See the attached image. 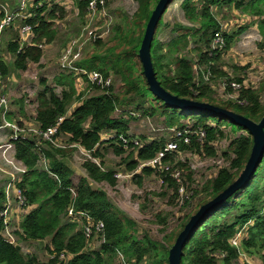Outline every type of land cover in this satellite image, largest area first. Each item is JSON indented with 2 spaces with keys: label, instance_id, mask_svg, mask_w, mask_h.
<instances>
[{
  "label": "trees",
  "instance_id": "trees-1",
  "mask_svg": "<svg viewBox=\"0 0 264 264\" xmlns=\"http://www.w3.org/2000/svg\"><path fill=\"white\" fill-rule=\"evenodd\" d=\"M134 1L137 4L136 11L130 19L121 18L120 24L113 25L111 39L97 40L90 44L100 49L108 40L105 44L109 45L105 46L104 52H87L77 63L79 68L97 71L103 77L111 76V73L112 78L119 81V86L113 87L112 79L111 85L104 89L90 87V92L84 97L85 92H77L73 74H60L55 77L54 84L60 88V95H56L54 88L42 81L44 87L37 94L35 123L40 130H44L56 125L62 118L56 137L67 138L69 145L80 146L96 160L101 158L100 149L105 144L113 150L115 156H122L129 150V154L123 159L125 171L134 172L132 177L136 184L141 185L142 176L154 175L174 196H178L179 188L185 185L184 178L190 180L191 177L190 167L177 160L179 153L212 158L216 155L214 144L225 138V127H230L233 133L243 131L244 134L231 139L226 150L222 152L221 156L225 157L228 166L220 168L216 176L203 186L205 199L200 207L237 179L249 157L252 138L245 129L218 115L201 111H180L165 106L149 91L138 58V50L145 26L159 0ZM87 2L88 0L76 1L77 15L82 20L81 26ZM18 4L11 8V11H15ZM42 5L36 9L29 8V17L16 18L2 32L10 33L9 36L6 34L8 39L5 51L12 58L9 65L17 71H25L30 63H39L42 51L38 46L53 41L56 35L54 22L64 16L63 9L58 5L50 8ZM179 7L189 26L176 24L173 29L175 37L165 44L157 40L156 26L151 43L152 67L160 86L178 98L208 103L258 122L264 115V103L261 102L264 85L259 89L242 87L237 91L236 98L227 99L223 103H215L212 99V80L226 78V92L232 94L229 86L232 81L227 78L226 73L219 71L217 64L220 51H228L238 35L243 32V26L235 25L238 30L222 33L224 46L212 49L213 35L222 26L215 20L212 8L231 7L253 16L255 20L258 19L257 29L264 40V0H181ZM4 16L5 13L1 12L0 20ZM25 25L31 27L33 38L30 46L20 47L19 30ZM190 40L195 45L192 51L196 53L197 62L180 56V52L187 51ZM0 73L3 80L8 75L7 62L2 57ZM207 79L208 81H205ZM234 82L242 84L243 81L235 78ZM87 89L88 87L84 90ZM115 89L119 91L116 92ZM22 102V97L16 101L20 104V109ZM76 102L78 106L70 116H66L69 107ZM146 103L149 107H145ZM119 110H123L121 115L114 117ZM133 114L161 117L169 129L179 130L189 126L191 131L202 129L205 132L201 143L197 141L196 136H192L189 145L178 143L177 152L163 160L172 166V173H180L179 183L171 178L169 173H154V170L148 167L142 168L140 174H135L139 173L135 172L138 165L152 159L166 141L163 138L148 141L142 138V142L132 140L127 134L129 118ZM8 119L12 120L10 115ZM18 125L24 126L20 122ZM106 133H111L112 138L103 140L101 136ZM120 136L129 141L127 150H124L123 144L118 140ZM133 141L138 142L140 146H135ZM46 148L42 149L41 153H36L33 137L15 142V158L26 169L17 188L25 204L32 207L22 217L19 224L21 233H18V237L25 242H42L48 239V259L43 261L35 256H23L19 246L8 243L2 237L0 220V264H57L61 253L70 256H67L66 264H120L119 254L128 264H168L169 248L197 210L187 216L171 238L163 237L160 242L152 241L147 236L138 239L134 221L118 210L104 191L93 189L91 186L94 182L114 187L117 183L114 178L116 172L104 170L102 163L96 164L85 159L81 167L86 177L79 178L78 182L73 184V172L63 161L65 151L54 148L49 143ZM40 157L47 161V170L37 167ZM71 204L75 212H85L95 222L103 224V242L98 250L86 248V239L80 224L71 220L63 221ZM1 209L0 193V211ZM163 222L164 219L159 221ZM246 226V237L241 240L240 249L249 257H259L264 264V155L251 180L222 205L204 216L191 231L182 248L180 264H234L239 259V251L231 246L230 240ZM50 256L53 258H49Z\"/></svg>",
  "mask_w": 264,
  "mask_h": 264
},
{
  "label": "rangeland",
  "instance_id": "rangeland-1",
  "mask_svg": "<svg viewBox=\"0 0 264 264\" xmlns=\"http://www.w3.org/2000/svg\"><path fill=\"white\" fill-rule=\"evenodd\" d=\"M17 1L18 0H0V13H5L6 11L11 10V8H14ZM41 1L44 4V1ZM76 1L78 0H48V4H46L47 7L55 4L57 5L58 3L64 5L63 7L66 10L64 11L63 8V11L65 14L61 20H58L61 24L58 23V21L54 22L56 35L48 46L43 45V49L41 50L42 57L39 63L28 64L25 71H17L9 65V63L12 62V58L10 55H7L5 46L8 39L7 37L10 33H2L0 38V57L6 59L4 60L7 62L8 67V75L4 78L6 90H9V92L15 95L13 108L17 113L15 112L11 114L13 118L20 115V118H23L25 120L23 121L29 124V118L27 115L30 114L32 117L36 109L37 94L42 91L44 87L42 81H45V84L50 88H54V93L56 95H60V89L55 87L54 84L55 77L60 75L56 65L57 60L61 49L66 45L69 39L79 33L81 27L82 20L76 15ZM180 2L181 0H173L157 25L156 38L162 44L167 43L170 39L175 37L176 34L173 32V29L176 24L189 26L180 11ZM29 7H31V5ZM136 9L137 4L134 0H107V12L111 16L112 25L120 24L121 18L124 19L126 17L130 19ZM212 12L217 23L220 24V26H226L230 33L239 29H235V25H240V21L242 22V25L244 24V21L246 23L248 22L247 25L241 28L243 32L238 35L230 49L224 52L220 51V60L217 64L219 71L226 73L227 78L231 79L230 81L232 82H234L235 78H239L242 81H245L246 85L253 88L259 89L260 86L263 87V46L261 43L255 42L253 39L250 40V37L248 40H243L244 37L250 33L254 35L255 32L252 28L254 24L257 23L258 19L255 20L253 16L231 7H213ZM65 25L66 28L64 29L63 26ZM112 35V33H109V38L107 37L106 39H111ZM108 40L103 43L104 45L100 49L87 44L84 48V51L86 52L84 53L83 51V54L85 55L87 52L91 51L104 52L105 46L109 45L105 44ZM246 41V44H242ZM194 47L195 45L190 40L187 51L180 52V56L187 57V59L197 62L196 53H193L192 51ZM211 48L215 49L212 44ZM110 75L113 76L111 73ZM204 76L206 77V74H204ZM205 81H208V79ZM119 84V81L113 77V87L117 88ZM75 86L78 94L80 92H85L84 97H87L86 93H89L90 89L84 90L87 87L84 83H79ZM210 87L211 91H213L212 99L215 103H223L227 101V99H231L229 97L230 94L226 92V78L212 80L210 82ZM115 91L118 92L119 90L115 89ZM19 97H22V99L30 97L34 102L31 103L26 99L23 101L24 104L22 102V109H20V104L16 103ZM261 102L264 103V90L261 93ZM73 106L75 105L72 104L69 109L73 108ZM145 107H149V104L146 103ZM130 110L131 108L128 109V111ZM122 111L123 110L117 111L114 117L120 116ZM20 123L22 124V121ZM30 127L34 128V126ZM223 132L225 138L214 144L216 152L214 157H197L195 155H189L188 153L177 156V159L183 160L191 170L190 180L184 178L186 182L184 185V194L182 195L183 199L185 196H189V198L182 204L178 202L181 195H179V197L174 196L171 191L167 190L166 185L160 184L157 176H142L141 185H137L132 177L134 172L125 171L126 166L123 159L127 157L129 150H127L122 156H115L113 150L106 146V144L101 147L100 154L102 156L100 160L95 159L96 163H102V168L104 170L114 171L117 174L122 175L123 178L117 179V183L114 187H111L106 183L95 184L94 182H92V187L93 189L104 191L111 203L128 219L134 221L136 225V237L138 239L147 236L152 241L160 242L163 237L168 236V238H171L173 234L178 231L180 225L186 220L187 216L192 215L199 209V205L205 199L202 188L206 182L213 179L220 168L228 166V163L224 159L225 157L223 158L221 154L226 150L229 141L240 134H244L243 131L233 133L230 130V127H225ZM170 134L171 130L166 127L164 119L161 117H143L140 114H133L129 118V130L127 135L132 140H139L142 142V138H144V141L163 138L165 141H168ZM110 135L112 134L104 135L102 139L106 140L110 138ZM59 138L62 137H58L55 140L57 146L53 147H59L65 151L63 161L70 169H73L72 182L73 184H76L82 173L80 168L82 163L85 159L92 160L93 158L90 154L74 148L77 147L74 144L69 145L67 143V138L63 137V141ZM41 146L45 149L46 143L41 142ZM229 155L231 157V154ZM38 167L39 169L43 168L42 161H39ZM135 174H140V172ZM2 178L3 177H0V191L4 181ZM162 193H165V195H161ZM162 219H164V222L159 223ZM248 226L240 231L243 237H246ZM47 243L48 239H45L42 242H25L20 240L16 242L15 245L21 246L20 249L23 256H35L44 261L48 255L46 252ZM101 244L102 239L100 237H95L90 248L98 250ZM239 253V259H237L234 264H262V261L257 256L249 257L241 249ZM113 262L116 263V261Z\"/></svg>",
  "mask_w": 264,
  "mask_h": 264
},
{
  "label": "built area",
  "instance_id": "built-area-1",
  "mask_svg": "<svg viewBox=\"0 0 264 264\" xmlns=\"http://www.w3.org/2000/svg\"><path fill=\"white\" fill-rule=\"evenodd\" d=\"M42 4L43 3L41 0H19L18 8L8 14L6 13L4 18L0 20V35L2 34L3 30L8 27L16 18L22 19L29 17L30 14L27 12L29 8L36 9L41 7ZM30 5L31 7H29ZM76 13L78 14L77 11ZM112 26L111 16L107 12V0H88L86 13L84 15L83 24L79 33L69 39V41L60 51L56 64L59 74H73L75 77V85L84 83L88 89H90V87H99L101 89L109 87L112 83V76L103 77L97 71H86L79 68L77 63L83 56L85 46L87 44H92L97 40L104 41L109 36V33H111ZM236 26H242V22L240 21V25L237 24ZM252 30L255 32L254 35L250 33L246 35L243 40H248L250 37V40L253 39L255 42L261 43L263 46L262 49L264 50V40L258 32L256 24L253 26ZM225 31H228V29L223 25L220 27L217 33H214L212 41V46L214 48H222L224 46L222 33ZM32 38V29L29 25H25L20 28V47L23 45L30 46V41ZM246 43L247 41L242 44ZM38 48L41 49L42 45H39ZM229 86L232 90V94L229 95L230 98H236L237 91L242 87H251L246 85L245 81H243L242 84L231 82ZM4 90V80L0 73V174L3 177L2 179H4L2 184L3 203L2 209L0 211V220L2 223L1 234L8 243L15 245L16 242L20 241L18 233H21L19 224L22 220V217L25 216L32 208L25 204L24 198L17 188V184L20 182L21 176L26 172V169L23 164L15 158V142L23 139H29L30 137L35 138L36 153H41V150L43 149L41 142L46 144L49 143L52 146H57L55 140L57 139L56 136L58 134V126L62 121V118L58 120L56 125L47 127L44 130H40L38 127L32 128L29 127V125L20 127L18 123L6 119L10 102L8 95ZM190 129L191 127L189 126L185 129L179 130L177 128L170 129L171 134L169 135V140H166V143L152 159L140 163L136 169V172H139L142 168L148 167L153 169L154 173H169V176L179 183L181 177L180 173L178 171L172 173V166H170L168 163H164L163 160L171 157L173 153L177 152L178 143L181 142L183 145H189L191 143L192 136H196L197 141L200 143L203 141L205 132L202 129H198L197 131H191ZM111 136L112 135L109 137L112 138ZM118 140L123 144L124 150H127L129 141L121 136L118 138ZM132 143L135 146H140L136 141H133ZM188 154L193 155L190 153ZM179 155L181 154L179 153L178 156ZM177 160L184 162L181 159ZM39 161L43 162L44 169H42L47 170V161L42 157H40ZM92 161L96 163L95 159H92ZM114 178L117 180L119 178H123V176L116 173ZM159 182L160 184H163L162 181L159 180ZM183 194L184 186H181L178 190V197L181 195L180 199L178 200L180 204L184 203L185 200L189 198V196H185L183 199ZM64 220H71L74 223L80 224L86 239V248L91 247V243L95 237H100L102 239L101 234L104 228L103 224L101 222H95L85 212H75L72 204L68 207L67 212L64 215ZM243 238L244 237L242 236L241 232H238L230 240L231 246H233V248L237 249L239 252L241 248V240ZM19 247L21 248V246ZM67 256L70 257L65 253H61L58 256L57 264H66ZM118 257L120 264H128L125 262L121 254H119ZM49 258L52 259L53 257L50 256Z\"/></svg>",
  "mask_w": 264,
  "mask_h": 264
},
{
  "label": "water",
  "instance_id": "water-1",
  "mask_svg": "<svg viewBox=\"0 0 264 264\" xmlns=\"http://www.w3.org/2000/svg\"><path fill=\"white\" fill-rule=\"evenodd\" d=\"M172 1L173 0H159L157 2L145 26L144 35L138 50V58L141 62L143 76L149 91L165 106L180 111H201L218 115L220 118H224L234 123L236 126L245 129L252 138V147L249 157L237 179L213 199L199 207L197 212L193 214L184 225L183 229L176 237L174 244L169 248L168 264H180L182 248L189 238L191 231L210 211L222 205L238 190L242 189L244 185L251 180L256 169L260 165L264 155V115L258 122H254L232 111L208 103L178 98L177 96L171 95L160 86L153 71L150 48L156 26Z\"/></svg>",
  "mask_w": 264,
  "mask_h": 264
},
{
  "label": "crops",
  "instance_id": "crops-1",
  "mask_svg": "<svg viewBox=\"0 0 264 264\" xmlns=\"http://www.w3.org/2000/svg\"><path fill=\"white\" fill-rule=\"evenodd\" d=\"M19 1V0H18ZM18 1H17V4H18ZM44 1V4L46 5V4H48V0H43ZM56 5V4H55ZM58 6H60L62 9L64 8L63 6L64 5H62V4H60V3H58L57 4ZM56 5V6H57ZM43 6V5H42ZM53 6V5H52ZM48 8H50V7H48ZM66 9L64 8V11H65ZM10 12H12L11 10H9V11H6L5 12V15H6V13L8 14V13H10ZM64 14H65V12H64ZM76 15H77V13H76ZM63 18V17H62ZM62 18H60V19H58V20H61ZM58 20H55V21H58ZM58 23H60L61 24V22H59L58 21ZM245 25H247V23L244 21V24L242 25V26H245ZM255 25V24H254ZM223 26V25H222ZM63 28L65 29L66 28V25L65 26H63ZM2 35V34H1ZM1 35H0V38H1ZM45 45H47L48 46V44H44V46ZM45 48V47H44ZM43 49V45H42V48H41V50ZM1 56V55H0ZM5 59V58H4ZM6 60V59H5ZM4 86H5V88H6V85H5V79H4ZM56 87V86H55ZM59 88V87H58ZM60 89V88H59ZM9 94H7V93ZM5 93L8 95V97H9V102H10V107H9V110H8V113H7V116H6V119L7 120H9L8 119V116L10 115V117H11V119L12 120H9V121H13V122H16V123H18V122H21L22 121V123L24 124V126H28L29 125V127L30 126H34V128H36V125H35V115H36V109H35V111H34V113H33V115H32V117H31V115L30 114H28L27 115V117L29 118V124H27L26 122H24L25 120L23 119V118H20V115L19 116H17L16 118H13L12 116H11V114H13V113H17V111L13 108V100L15 99V95L13 94V93H11V92H9V90H5ZM19 98H21V97H19ZM26 99H28L29 100V102H31V103H33L34 101H33V99L32 98H26ZM26 99H23V101H25ZM23 104H24V102H23ZM74 105L75 106H73V108H70L69 110H68V112H67V114H66V116H70L71 115V113L73 112V110L78 106V103L76 102V103H74ZM25 107V106H24ZM19 112V111H18ZM24 120V121H23ZM110 133H106V134H103L101 137H103L104 135H109ZM58 138V137H57ZM61 141H63L62 140V138H59ZM52 146V145H51ZM75 146H77V147H74V148H76L77 150H82L83 152H86V153H88V154H90L89 152H87V151H85V150H83L80 146H78V145H75ZM53 147V146H52ZM70 148H72V147H70ZM47 149V148H46ZM100 160V159H99ZM67 165V164H66ZM68 166V165H67ZM37 167H38V164H37ZM39 168V167H38ZM81 168V170H82V173H81V175L79 176V178H81V177H86V173H85V171L82 169V167H80ZM44 169V168H43ZM72 171H73V169H71ZM74 172V171H73ZM1 173V172H0ZM85 173V174H84ZM0 177H2L1 176V174H0ZM78 182V181H77ZM76 182V183H77ZM96 184V183H95ZM91 186H92V183H91ZM93 188V187H92ZM2 189V188H1ZM48 256V255H47ZM48 258H46V260H47ZM40 260V259H39ZM45 261V260H44Z\"/></svg>",
  "mask_w": 264,
  "mask_h": 264
},
{
  "label": "clouds",
  "instance_id": "clouds-1",
  "mask_svg": "<svg viewBox=\"0 0 264 264\" xmlns=\"http://www.w3.org/2000/svg\"><path fill=\"white\" fill-rule=\"evenodd\" d=\"M0 193L2 194V203H3V193H2V189H1Z\"/></svg>",
  "mask_w": 264,
  "mask_h": 264
}]
</instances>
